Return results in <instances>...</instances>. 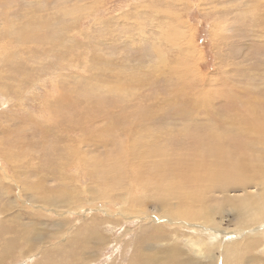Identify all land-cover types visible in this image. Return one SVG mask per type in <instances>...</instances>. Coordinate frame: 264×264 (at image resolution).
Returning a JSON list of instances; mask_svg holds the SVG:
<instances>
[{"label": "rangeland", "instance_id": "rangeland-1", "mask_svg": "<svg viewBox=\"0 0 264 264\" xmlns=\"http://www.w3.org/2000/svg\"><path fill=\"white\" fill-rule=\"evenodd\" d=\"M262 183L264 0H0V264H264Z\"/></svg>", "mask_w": 264, "mask_h": 264}, {"label": "bare ground", "instance_id": "bare-ground-1", "mask_svg": "<svg viewBox=\"0 0 264 264\" xmlns=\"http://www.w3.org/2000/svg\"><path fill=\"white\" fill-rule=\"evenodd\" d=\"M259 140L263 141L261 138H259ZM104 169H106V168H104ZM171 170L173 171L174 169H171ZM225 174L227 176H233L234 179H235L234 185H236V178H237L236 174H233L230 170L228 171V169H226V173ZM169 178H170V176H168L165 173H163V174H161L160 176L157 177V182L160 184L161 188H163L164 190H166V188L164 186H162L161 184H162L163 181L168 180ZM237 184H239V183H237ZM262 184H264V183H262ZM251 197H252V195L246 193V195L242 199H240L241 200V204L243 206L251 205L252 204ZM177 198L180 201L183 200V208L186 209V210H189L193 216H195L196 213L199 211L198 208H200V209L203 208V206L200 207V206L197 205V204L201 203V200H200L199 196L196 195L195 193L186 192L184 194H178ZM1 232H2V230L0 229V234H1ZM11 251H12L11 247L7 248L4 251L3 255L1 256V258H6V255H5L6 253H7V257H8V255L11 253ZM1 261H3V260H1Z\"/></svg>", "mask_w": 264, "mask_h": 264}]
</instances>
